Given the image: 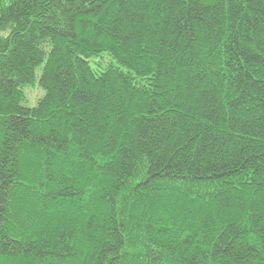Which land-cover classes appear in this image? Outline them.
<instances>
[{"label":"trees","instance_id":"1","mask_svg":"<svg viewBox=\"0 0 264 264\" xmlns=\"http://www.w3.org/2000/svg\"><path fill=\"white\" fill-rule=\"evenodd\" d=\"M0 264H264V0H0Z\"/></svg>","mask_w":264,"mask_h":264},{"label":"rangeland","instance_id":"2","mask_svg":"<svg viewBox=\"0 0 264 264\" xmlns=\"http://www.w3.org/2000/svg\"><path fill=\"white\" fill-rule=\"evenodd\" d=\"M108 61H110V59L105 58V59H103V61L101 60V63H105ZM42 69H43V66H40L37 69V82L41 76ZM41 89L39 88L38 85H34L31 87L25 88V99L23 101V104L26 106H35L38 99L41 98L45 94V90L42 89V91H41Z\"/></svg>","mask_w":264,"mask_h":264}]
</instances>
